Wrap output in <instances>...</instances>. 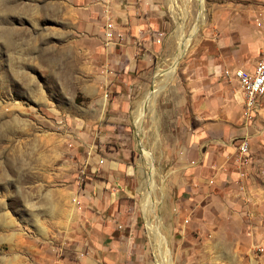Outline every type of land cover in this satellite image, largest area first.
<instances>
[{
    "label": "rangeland",
    "instance_id": "rangeland-1",
    "mask_svg": "<svg viewBox=\"0 0 264 264\" xmlns=\"http://www.w3.org/2000/svg\"><path fill=\"white\" fill-rule=\"evenodd\" d=\"M60 1L0 0V264H90L82 207L96 166L109 153L132 160L136 243L155 264L148 221L164 243V264H177L166 205L186 139L177 124L187 117L188 86L209 48L202 33L208 0L201 6L164 0L166 40L136 96L131 123L123 119L106 131L96 127L106 118L97 102L101 85L93 82L90 56L75 44ZM85 89H98L97 97H85ZM144 151L148 171L141 169Z\"/></svg>",
    "mask_w": 264,
    "mask_h": 264
},
{
    "label": "crops",
    "instance_id": "crops-1",
    "mask_svg": "<svg viewBox=\"0 0 264 264\" xmlns=\"http://www.w3.org/2000/svg\"><path fill=\"white\" fill-rule=\"evenodd\" d=\"M109 1L115 22L110 42L101 3L60 1L75 44L90 56L93 82L103 91L97 102L106 118L96 122L99 131L117 129L123 119L130 125L136 96L166 40L155 41L166 29L164 0ZM202 33L209 48L188 86L187 117L177 124L186 139L173 167L177 186L166 205L173 251L177 264H264V95L245 117L244 93L234 76L237 70L253 74L264 52V0H208ZM97 90L83 93L95 98ZM243 142L249 146L245 164L239 155ZM109 154L96 166L84 196L92 244L86 263L153 264L142 242L136 243L132 160Z\"/></svg>",
    "mask_w": 264,
    "mask_h": 264
},
{
    "label": "built area",
    "instance_id": "built-area-1",
    "mask_svg": "<svg viewBox=\"0 0 264 264\" xmlns=\"http://www.w3.org/2000/svg\"><path fill=\"white\" fill-rule=\"evenodd\" d=\"M102 4V20L103 32L106 42H110L115 37V22L113 20L112 8L109 0H97ZM167 36V32L160 31L157 33L155 41L163 43ZM226 76H230L229 71L225 72ZM234 76L238 79L241 89L244 93V116L250 117L251 112L256 110V100L264 95V52L258 62L255 72L250 74L244 70H237ZM249 146L247 142H243L239 147L240 162L247 163Z\"/></svg>",
    "mask_w": 264,
    "mask_h": 264
},
{
    "label": "bare ground",
    "instance_id": "bare-ground-1",
    "mask_svg": "<svg viewBox=\"0 0 264 264\" xmlns=\"http://www.w3.org/2000/svg\"><path fill=\"white\" fill-rule=\"evenodd\" d=\"M202 2H203V0H199L200 6L202 5ZM165 71H167V70H165ZM162 76L164 77L165 74H162ZM168 76H166L167 78L165 77V81L168 80ZM157 83L158 82H155V86L157 85ZM149 167H150L149 157H147V154L144 151V155L142 157V162H141V169L143 171H148ZM144 183H146V185H148L146 181ZM145 190H146V188L142 192V194L144 196L142 205L144 204L143 206H144V210L146 212L147 211V200H148V197H147V190L146 191ZM147 225H148V229L151 231L150 232L151 235L149 234L150 239L153 241L155 249H156L155 250V254L158 257V258H156V264H164L163 252H165V249L163 248L164 243L162 241V238H161V235L159 233V230L154 228L148 221H147Z\"/></svg>",
    "mask_w": 264,
    "mask_h": 264
}]
</instances>
